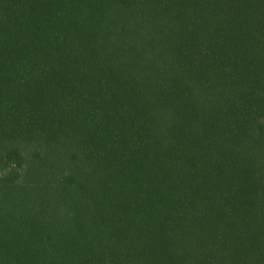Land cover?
<instances>
[{
  "label": "trees",
  "instance_id": "1",
  "mask_svg": "<svg viewBox=\"0 0 264 264\" xmlns=\"http://www.w3.org/2000/svg\"><path fill=\"white\" fill-rule=\"evenodd\" d=\"M0 264H264V0H0Z\"/></svg>",
  "mask_w": 264,
  "mask_h": 264
}]
</instances>
